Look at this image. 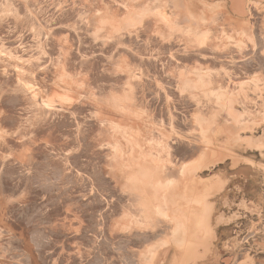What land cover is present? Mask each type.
Returning a JSON list of instances; mask_svg holds the SVG:
<instances>
[{"label": "bare ground", "instance_id": "bare-ground-1", "mask_svg": "<svg viewBox=\"0 0 264 264\" xmlns=\"http://www.w3.org/2000/svg\"><path fill=\"white\" fill-rule=\"evenodd\" d=\"M237 1L242 2L243 0ZM189 3H186V0H131L132 7H129L137 10L144 9L142 12L145 19L140 24L141 26L138 25L139 32L148 30L147 40L154 48L169 53L175 60L177 58L176 61L166 59L165 66L167 65L169 70L184 72L183 70L193 71L198 67L211 69L213 65H218L222 69L225 61H217L220 60L219 57H224L226 48L221 47L223 49L221 52L216 45L204 49V46L199 48L188 41L182 44L184 26L200 28V32L205 34V37L208 35L207 37L218 38L221 34L218 25L215 26L211 20L212 6L206 3L207 10L201 11L202 8L195 7L196 3L193 4L195 6H189ZM184 5L188 6L181 9ZM257 6L256 4L250 7L254 16L260 15ZM182 10L186 13L185 16ZM118 11L110 7L108 17L120 19L123 16L124 18V14L120 15ZM221 11L223 18L225 17L223 24L226 22L229 24L225 23L227 26L235 25L237 31L234 30L237 34L240 31L244 36L245 39L240 36V42L236 40L238 43H247L243 41H247L245 35L251 34L254 46L251 44L252 46L248 47L250 45L248 42L249 45H244L246 49L241 47L244 54L250 53L249 55L257 59L253 61L252 66L249 65L251 69H255L252 68L254 63L256 68L264 69V29L258 27L257 24L251 26V21H243L242 17L232 18L233 16H229L230 13L228 14L226 9H221ZM237 11L241 16L249 12L242 5L237 8ZM94 14L95 12L91 16ZM28 16L30 17V14L27 13ZM20 23L21 21L18 20V25ZM23 24L24 22L20 25L23 27ZM120 25L118 22L115 27L119 29ZM134 26L138 28L137 24ZM134 26L132 25L133 28ZM250 27H254L252 31ZM221 28L226 29L224 25H221ZM112 30L116 32V29H111V32ZM136 32H138L137 29ZM177 36L181 39H175L178 38ZM202 39L206 41L207 38L202 37ZM195 40L192 42H197ZM123 41L125 40L118 39L116 43ZM215 41L217 44V39ZM220 41L222 44L221 39ZM58 47L60 56L55 61L57 67L52 70L55 71L56 77L45 75L48 79L46 81L42 78L40 81L42 87L29 88L28 84L36 81L30 80V76H22L23 74L17 72L8 77L0 75V111L3 112L0 113V264H152L154 260H159L160 248L164 246L161 243L164 240L165 243L167 240L168 242L173 240L179 249L183 248L185 252L183 255L192 256L195 252V249L191 247L192 237L197 233L199 235L202 220L205 226H208L211 212L207 215L206 210L202 211L204 208L202 209L197 199L198 185L186 181L191 177L186 178L184 175L190 173L185 172L187 167L193 169L199 160L208 161L207 151L210 153L212 149H204L195 144L186 146V148L178 146L171 153L173 154V159L169 160L171 163L165 162L154 152L157 144L162 145L161 139L165 135L164 132L158 131L159 129L157 130L152 123L154 117L150 120V124L149 119L144 118L143 114L141 116L138 110L149 92L145 90L148 93L139 95L138 100L131 93L132 98L130 99L128 89L131 90V88L126 86L131 84L129 74L117 77L111 71L105 70L101 75L93 77V70L85 71L84 68H78L72 63V48L64 44ZM227 48L230 49L229 45ZM182 50L185 56L182 55ZM196 56H201L203 60L201 57L199 60L194 59ZM124 59H121L120 68L124 64ZM127 66L128 69L130 67L132 69L135 64L132 63L133 67L130 64H126V68ZM139 68L143 67L139 66ZM123 70L120 69L121 72ZM36 74L39 78L40 73ZM100 80L105 83H98ZM68 95L71 98L67 100L80 98V96L86 98L84 101L81 98L83 103L79 105L57 103L56 100L60 99L59 97ZM85 100L90 103L85 105ZM16 104L20 105H18L20 109L17 107L18 112L15 107L17 112L13 113L11 106ZM151 107H153L152 104ZM157 107L158 105L154 109L158 111ZM212 113L209 110L208 115ZM79 114H85L86 118L83 120ZM76 116L78 120L85 121L88 127L82 131L83 124L79 125L77 134L72 131L74 130L72 126L80 123H73ZM145 117L148 115L146 114ZM219 125H216L214 129L215 135L223 128ZM222 125L225 124L222 123ZM195 156L197 157L194 158ZM185 160L190 161L183 165ZM26 191L29 198L24 200L23 204L13 201L14 203L12 202L13 204L9 207L4 205L5 197L23 198L26 197ZM39 193L43 195L45 193L41 200H39ZM102 194L107 196L109 194L112 197L118 195L119 201L113 199L112 202L105 204L106 201ZM181 197H185L186 200L181 202ZM125 200L126 204L123 205L120 201ZM161 211L164 215L173 213L174 220L170 223L165 222L164 215L158 216ZM101 215L104 217L103 220ZM102 221L104 226L100 228L99 223ZM164 233L169 237L164 236L165 239L162 240L160 237ZM155 241L156 243H153ZM16 258L19 260H15Z\"/></svg>", "mask_w": 264, "mask_h": 264}, {"label": "rangeland", "instance_id": "rangeland-1", "mask_svg": "<svg viewBox=\"0 0 264 264\" xmlns=\"http://www.w3.org/2000/svg\"><path fill=\"white\" fill-rule=\"evenodd\" d=\"M187 2H190L189 6H195L193 4L196 3L195 7L202 8L201 11L207 10L206 3L212 6L213 11L211 14L213 17L211 20L215 26L218 25L221 34L218 37L219 39L217 37H207L208 35L205 37V34L200 32V28H196V26L195 28L184 26V31L182 32L184 40L182 44L188 41L199 48L204 46V49L216 45L221 52L223 51L222 48H226L227 50L225 49L224 53L227 56L225 57L223 53L224 57H219L220 60L217 61L224 60L226 67L224 66L220 69V66L213 65L211 69H201L198 67L193 71L183 70L184 72L179 70L172 72V70H169L167 65L165 66L166 59L167 61L173 59V61H176L177 58L175 60L169 53H164L159 48H154L152 43L147 40L149 38L148 30H145L148 34L139 32L140 27L138 25L145 19L142 12L144 9H140V11L131 8V0H0V75L8 77L17 72L23 74L22 76H30L31 78H27L36 81L28 84L29 88L37 89L38 87H42L40 86L42 78L46 80L48 79L47 77H56L55 71L52 70H55V67H57L55 61L60 56L57 50L60 44L72 48V63L78 68H84L85 71L93 70V77L101 75L105 70L111 71L117 77L129 74L132 85L127 84L126 86L131 88L128 91L137 97L136 100H138L139 95H146L148 92L151 95L148 93L145 100H143L145 102H142L141 108H138L141 116L143 114V117L149 119V121L154 117L152 123L157 130L159 129L158 131L162 130L166 135L161 139L162 145L157 144V140L155 141L157 144L154 149L156 156L163 158L167 163H171L169 162V160L173 159V154L171 153L178 146L186 148V146L189 147L195 144L204 147V149H212L210 153L207 151L208 161L199 160V163L193 169L187 167L185 172H190L191 175L190 173L184 175L186 178L191 177L186 181L198 185L197 199L202 205V209L204 208L202 211L206 210L207 215L211 212L208 226H205L202 220L199 235L197 233V235L192 237L191 247L195 249L194 253L196 255L194 253L192 256L183 255L185 253L183 252V248L179 249L173 240L169 242L167 240V245L164 239L169 236L164 233L160 237L164 240L163 242L162 240L160 241L164 245L160 248V258L158 261L154 260L152 264H156V262L157 264H264V69L260 67L256 68L257 66L255 67L254 63L252 68L255 69L252 70L250 66L253 65V61H257V59H254L256 57L249 55L250 53L248 55L244 54V51L241 50V47L242 49L245 48V44L249 45L247 44L248 42L250 43L248 47L254 46L253 39L250 37L251 34H244L245 37L247 36V41L242 40L247 43H238L236 40L241 41V38H244V36L241 35L240 31L238 32L239 35L237 34V27L235 25L230 24L231 26H227L229 24L226 22L227 25L223 24L225 17L223 18L221 13V9H226L228 10V14H231L229 16H233L232 18L242 17L243 21H251V26L257 24L258 27L264 29V0H243L242 2L237 0H186ZM256 4L258 5L257 8L260 11V15L254 16V13L253 15L251 13L253 11L250 7ZM241 5L249 11L247 15L241 16L238 13L237 8L241 7ZM185 6L188 5H184L181 9H184ZM108 7H112L116 11L118 9V13L120 15L124 14L125 17L120 16V19L109 18L110 12ZM178 8L179 13H181L180 7ZM90 10L94 11L97 15L91 16L94 12L92 13ZM182 11L185 16L187 10L185 9L186 13L184 10ZM139 12L142 14L140 13L139 15ZM27 13L28 15L30 14V17L28 16L30 20L27 17ZM111 13H113V10H111ZM134 15L138 16L135 18ZM257 19L258 21H256ZM18 20L21 23L24 22L25 25L23 24L22 27L20 23L19 26ZM25 20H27L26 23ZM118 22L121 24L119 29L115 27ZM95 24L97 27H95ZM136 24L138 28L134 26ZM221 25H224L226 29L221 28ZM253 28L250 27V31ZM111 29H116V32H113L115 30L111 32ZM136 29L140 34L136 32ZM229 32L237 34L238 37L235 34V37H233L234 35ZM187 33H189V37L186 36ZM194 35L198 37V39L195 37L197 39H194L197 41L195 43L192 42L194 41ZM222 36L224 38H221ZM177 37L175 39H181L180 36ZM202 37L207 38L206 41ZM118 39L125 41H123L124 43H119L121 44L119 45L116 43ZM215 39H217V44ZM220 39L222 40V44ZM223 39L228 44L224 43ZM198 40L200 41L199 43ZM227 45H229L230 49L227 48ZM181 52L184 55L183 50ZM201 56H196L194 59L199 60L205 57L204 55ZM128 57L130 59H124ZM29 58L30 60H28ZM122 58L124 59V64L120 68ZM158 60H160L159 63ZM152 61L157 63H153ZM132 63L135 64V67H133L134 65L132 66ZM126 64H130L135 70L131 69V67L128 69L129 65L126 68ZM123 65L126 69L123 68ZM139 66L143 68L141 69ZM120 69H125L126 73L125 70L121 72ZM146 72L148 73L146 74ZM36 73H40L39 78H37L38 75ZM100 81L98 83H105L103 80ZM1 92L3 93V90ZM130 94L131 99L132 94ZM59 98L56 100L58 104L79 105L83 103L81 98L84 101L86 97L80 96V98L77 97L78 99L67 100L71 98L68 95ZM86 101L84 102L85 105L86 103H90ZM151 104L153 107H151ZM154 104L158 105L159 108L157 107V109L159 112L156 108L154 109L157 106ZM18 105L11 106L13 113L19 112L20 105ZM15 107L19 109L16 111ZM151 110L152 114L150 115ZM209 110L210 113H212L211 111L215 112L208 115ZM89 111L91 110L89 109ZM0 113L3 112L0 111ZM146 114L148 117H145ZM79 115L83 120L86 118L85 114ZM87 116L90 118L88 113ZM177 119L181 121H176ZM73 120V123L80 122L78 125H74L75 127L72 126L74 129L72 130L73 133H78L79 125H84L81 126L82 131L88 128L86 127V123H84L85 121L78 120L77 116ZM194 122L196 123L195 125L193 124ZM221 122L225 125H222ZM149 123L151 124V121ZM216 125L223 128L215 135L214 129ZM189 161L185 160L182 164H187ZM35 187L37 188V184ZM27 193L26 191V197L23 198L14 196V198L12 197L13 199H10L8 196H4V205L9 207L15 201L23 204L24 200H28L29 198ZM44 195L43 193H39V200ZM46 196H48L47 193ZM102 196L106 201L105 204L112 202L111 200L113 199L119 201L118 195L112 197L109 194L108 196L102 194ZM181 200V202H184L186 198L181 197ZM116 201L115 204L118 205ZM120 202L123 205L124 203L126 204V200ZM163 211L158 216H163ZM102 214L104 215V212ZM101 217L103 220L104 217L102 215ZM173 218V213H171L170 215H164L163 219L165 222L170 223L174 220ZM99 224L100 228H103V221ZM164 236L165 238H163ZM153 243H156V241ZM188 256H191V259ZM175 258L177 259L174 263ZM15 260L19 259L16 258Z\"/></svg>", "mask_w": 264, "mask_h": 264}]
</instances>
